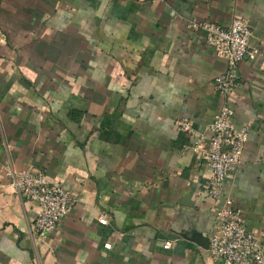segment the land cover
<instances>
[{"label":"crops","instance_id":"1","mask_svg":"<svg viewBox=\"0 0 264 264\" xmlns=\"http://www.w3.org/2000/svg\"><path fill=\"white\" fill-rule=\"evenodd\" d=\"M234 16L258 54L223 99L225 62L188 25ZM224 100L248 135L222 197L264 250V0H0V264H217L202 151ZM30 168L76 198L46 238L8 175Z\"/></svg>","mask_w":264,"mask_h":264},{"label":"built area","instance_id":"2","mask_svg":"<svg viewBox=\"0 0 264 264\" xmlns=\"http://www.w3.org/2000/svg\"><path fill=\"white\" fill-rule=\"evenodd\" d=\"M190 30L205 32V44L216 58L225 62L226 69L214 80L218 95L225 99L240 85L239 67L244 60L253 59L258 48L251 44L253 38L249 19L234 16L226 26L190 21ZM176 128L193 134L186 119H179ZM209 133L207 147L202 151L210 177L205 186V195L221 204L215 207L212 235L208 243V255L217 264H264V250L260 238L249 232L240 210L233 206L230 197H222L225 182L232 178L241 159L248 129H236L233 125V111L225 100L207 126ZM206 139L198 134L194 137L191 149L198 152ZM15 193L38 208L35 229L44 238L50 236L67 216L76 198L59 184L49 181L42 171L30 168L23 172L9 174ZM99 223L106 224L105 217ZM171 243H165L169 249ZM108 248L109 245H106Z\"/></svg>","mask_w":264,"mask_h":264},{"label":"water","instance_id":"3","mask_svg":"<svg viewBox=\"0 0 264 264\" xmlns=\"http://www.w3.org/2000/svg\"><path fill=\"white\" fill-rule=\"evenodd\" d=\"M206 241V247L208 248V241L207 240H205Z\"/></svg>","mask_w":264,"mask_h":264}]
</instances>
